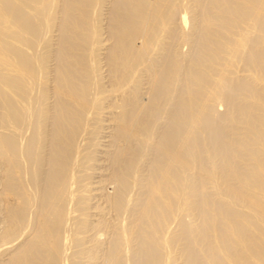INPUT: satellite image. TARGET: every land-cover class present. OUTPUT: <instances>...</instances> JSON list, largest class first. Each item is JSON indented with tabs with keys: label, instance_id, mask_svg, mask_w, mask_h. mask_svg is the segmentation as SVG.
Here are the masks:
<instances>
[{
	"label": "bare ground",
	"instance_id": "bare-ground-1",
	"mask_svg": "<svg viewBox=\"0 0 264 264\" xmlns=\"http://www.w3.org/2000/svg\"><path fill=\"white\" fill-rule=\"evenodd\" d=\"M0 264H264V0H0Z\"/></svg>",
	"mask_w": 264,
	"mask_h": 264
}]
</instances>
